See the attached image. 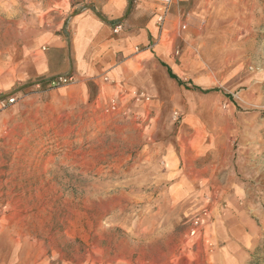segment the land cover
Returning <instances> with one entry per match:
<instances>
[{"label": "rangeland", "instance_id": "rangeland-1", "mask_svg": "<svg viewBox=\"0 0 264 264\" xmlns=\"http://www.w3.org/2000/svg\"><path fill=\"white\" fill-rule=\"evenodd\" d=\"M54 1L0 0V207L43 230L26 264H191L181 234L197 211L171 204L158 152L180 134L183 149L201 151L195 164L209 178L203 196L217 201L212 219L242 247L233 255L264 264V0H233L200 50L199 73L180 76L182 84L161 82L153 95L123 91L125 107L113 95L99 100L90 83L53 86L30 81L19 65L11 70L41 31L34 8ZM151 103L161 118L152 130L144 125Z\"/></svg>", "mask_w": 264, "mask_h": 264}, {"label": "crops", "instance_id": "crops-1", "mask_svg": "<svg viewBox=\"0 0 264 264\" xmlns=\"http://www.w3.org/2000/svg\"><path fill=\"white\" fill-rule=\"evenodd\" d=\"M233 2L171 0L161 27L156 19L166 8L163 0H88L100 16L91 9H81L84 2L78 7L70 0H57L47 6L39 4L31 19L41 31L25 41L21 60L17 62L15 55L10 68L16 73L17 66H21L19 74L23 73L30 81L71 77L82 87L90 83L98 88L99 100L108 102L113 95L119 106L125 107L130 99L123 91L141 88L153 95L161 82L182 84L180 76L199 73L203 68L200 50L215 36L211 35V29L221 25L218 13ZM114 23L120 25L117 33L113 32ZM150 43H155L153 48L147 47ZM136 46L145 48L136 52ZM103 77L109 80L104 81ZM149 107L154 114L145 118L144 125L152 130L161 123L157 116L160 105L151 103ZM188 121L185 120L200 130L197 123ZM181 138L180 134L174 142L161 143L158 152L165 162L166 177L171 180L168 192L171 204L177 212L189 205L191 211H197L190 227L181 234L187 235L183 244L188 245L187 250L195 257L189 262L243 264L241 257L236 259L233 255L240 253L242 247L228 239L217 220L212 219L218 216L217 201L203 196L208 191L209 178L202 175L208 169L195 164L201 151L197 150L198 145L192 146L193 151L183 149L177 141ZM42 234V229L40 233L34 232L24 218H15L0 207V264H26L25 251L31 249V239ZM208 241L214 243L210 253L206 249Z\"/></svg>", "mask_w": 264, "mask_h": 264}, {"label": "built area", "instance_id": "built-area-1", "mask_svg": "<svg viewBox=\"0 0 264 264\" xmlns=\"http://www.w3.org/2000/svg\"><path fill=\"white\" fill-rule=\"evenodd\" d=\"M170 1L171 0H163L166 8H165L164 12L161 15H159L157 17V19H156V22H157L158 26H160V27L162 26V24L164 22L165 15H166V12H167V7H168ZM182 28H184V26H182ZM119 29H120V25L119 24H115L114 27H113V32L117 33L119 31ZM71 80H72L71 77H58V78L52 80L51 84L53 86H58V85H62V84H65L67 82H70ZM106 80H107V78H106ZM11 101L12 100H10V102ZM116 107H117V103H116L115 99H111L110 102L107 105V110L114 111V110H116Z\"/></svg>", "mask_w": 264, "mask_h": 264}, {"label": "water", "instance_id": "water-1", "mask_svg": "<svg viewBox=\"0 0 264 264\" xmlns=\"http://www.w3.org/2000/svg\"><path fill=\"white\" fill-rule=\"evenodd\" d=\"M87 8L91 9L94 13H96L98 16H100L99 13L96 12V10H95V8H94V6L92 4H85V5H83V7L81 9H87ZM128 11H129V7H128L126 13H128ZM121 20H119V21H121Z\"/></svg>", "mask_w": 264, "mask_h": 264}]
</instances>
